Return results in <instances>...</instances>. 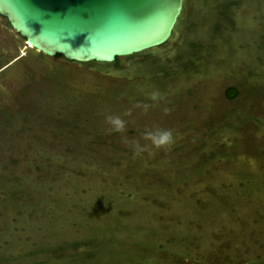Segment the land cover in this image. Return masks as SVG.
<instances>
[{
	"label": "rangeland",
	"instance_id": "rangeland-1",
	"mask_svg": "<svg viewBox=\"0 0 264 264\" xmlns=\"http://www.w3.org/2000/svg\"><path fill=\"white\" fill-rule=\"evenodd\" d=\"M229 1L232 25L186 0L166 42L117 65L42 55L0 16V264H264V0ZM189 37L215 44L178 65ZM153 92L125 135L175 143L134 156L104 118Z\"/></svg>",
	"mask_w": 264,
	"mask_h": 264
},
{
	"label": "water",
	"instance_id": "water-1",
	"mask_svg": "<svg viewBox=\"0 0 264 264\" xmlns=\"http://www.w3.org/2000/svg\"><path fill=\"white\" fill-rule=\"evenodd\" d=\"M183 0H0V16L45 56L110 63L166 42Z\"/></svg>",
	"mask_w": 264,
	"mask_h": 264
},
{
	"label": "clouds",
	"instance_id": "clouds-1",
	"mask_svg": "<svg viewBox=\"0 0 264 264\" xmlns=\"http://www.w3.org/2000/svg\"><path fill=\"white\" fill-rule=\"evenodd\" d=\"M149 99L153 101L152 104L137 102L132 108H128L123 111L120 115L107 114L104 118V123L107 125L106 132L120 134L121 142L126 144L133 150L134 156H140L147 152L148 154H153L158 150H170L175 143V137L172 129L161 128V127H148L145 126L143 129H138L139 139H129L125 133L128 130L130 121L126 119L131 117L133 109H140L141 115H147L149 109L157 106V101H159V93L153 92L150 94ZM164 113L167 115L170 109L164 108ZM135 123V121H131ZM141 141H144L142 144Z\"/></svg>",
	"mask_w": 264,
	"mask_h": 264
},
{
	"label": "trees",
	"instance_id": "trees-1",
	"mask_svg": "<svg viewBox=\"0 0 264 264\" xmlns=\"http://www.w3.org/2000/svg\"><path fill=\"white\" fill-rule=\"evenodd\" d=\"M185 1L186 0H183V5H182V10H181L180 16L184 12ZM201 2L203 4V6L208 5V6H210L211 9H214L217 11L216 13H214L215 15H213V18L210 21V23H212L211 25H212L214 31L219 30V23H220L219 19L220 18L225 20L228 24L232 25L233 18L227 9L229 6V3H230L229 0L228 1H226V0H222V1L221 0H201ZM180 16L178 18V21L180 19ZM178 21H177V23H178ZM185 23H186V25L184 28L188 30L189 27H191L194 22L192 19L190 20V18H188ZM184 42H185V44H183L184 47H182L181 49L178 48L179 49L178 54H179V58H180L179 61L177 62L178 65L193 64V61L191 60V58H192L191 56L200 57L202 55H205L210 49H212V47H214V44H215L214 42H212V40H210L208 38L204 39L202 37L201 38L200 37H189V38H186V40ZM55 56H60V55L56 54ZM129 56H131V55H129ZM129 56H126V58ZM88 63H97V62L91 61ZM112 63L117 65V57L114 58ZM83 64H85V63H83ZM152 72L153 71L151 70V67H149L146 70V74L143 75L144 78L149 76V74H153ZM161 72L164 74L166 73L165 67H162ZM224 95L226 98L231 99L237 95V91L234 87H226L224 89ZM136 96H137V94H133L132 98H134ZM87 253H89V252H87Z\"/></svg>",
	"mask_w": 264,
	"mask_h": 264
},
{
	"label": "flooded vegetation",
	"instance_id": "flooded-vegetation-1",
	"mask_svg": "<svg viewBox=\"0 0 264 264\" xmlns=\"http://www.w3.org/2000/svg\"><path fill=\"white\" fill-rule=\"evenodd\" d=\"M8 24V23H7Z\"/></svg>",
	"mask_w": 264,
	"mask_h": 264
}]
</instances>
